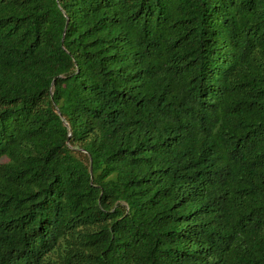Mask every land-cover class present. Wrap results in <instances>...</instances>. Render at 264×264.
<instances>
[{
  "label": "trees",
  "instance_id": "16d2710c",
  "mask_svg": "<svg viewBox=\"0 0 264 264\" xmlns=\"http://www.w3.org/2000/svg\"><path fill=\"white\" fill-rule=\"evenodd\" d=\"M0 264H264V0H0Z\"/></svg>",
  "mask_w": 264,
  "mask_h": 264
}]
</instances>
